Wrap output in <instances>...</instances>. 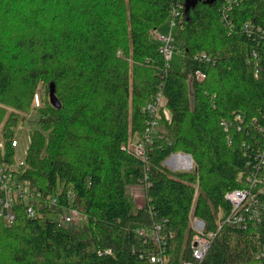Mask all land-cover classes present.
<instances>
[{
	"label": "trees",
	"instance_id": "obj_1",
	"mask_svg": "<svg viewBox=\"0 0 264 264\" xmlns=\"http://www.w3.org/2000/svg\"><path fill=\"white\" fill-rule=\"evenodd\" d=\"M166 23L179 69L151 34ZM52 82L61 108L50 102ZM158 93L152 118L145 107ZM30 111L16 163L12 140ZM152 119L143 158L130 146L145 141ZM1 141L10 194L0 183V264H149L157 244L138 226L156 224L168 264L193 261L192 217L213 233L199 264H264V216L221 227L217 217L231 210L227 192L264 189V0H0ZM179 152L195 169L165 165ZM143 181L139 207L128 187ZM62 209L87 225L49 215Z\"/></svg>",
	"mask_w": 264,
	"mask_h": 264
},
{
	"label": "built area",
	"instance_id": "obj_2",
	"mask_svg": "<svg viewBox=\"0 0 264 264\" xmlns=\"http://www.w3.org/2000/svg\"><path fill=\"white\" fill-rule=\"evenodd\" d=\"M173 26V23L171 24ZM151 34L153 38L160 44L161 52L164 54L165 58L167 60H172L173 52H174V36L171 30L167 32H161L159 29H153L151 31ZM205 75H203L202 72H197V77L199 79H203ZM36 103L39 104V96L38 94L35 95ZM164 98L161 93H158L156 95V98L154 101L147 104L145 107V110L150 111L151 117H154V114L158 112L159 108L163 105ZM238 119L242 118V115H237ZM157 123L155 119L151 120V126L148 129V133L146 136L145 141L143 142H135L130 147L131 149L138 154L139 156L145 158L147 156V150H148V143L152 142V133L154 131V125ZM226 127V124H225ZM12 145L17 147L19 146V138L17 136L14 137L12 140ZM0 148H3V142H0ZM175 156L179 155V157H185L188 159V163L183 160L180 164H189L188 169H185L183 167L179 170H187L192 171L195 167V164L193 163L194 160L189 156V154L186 153H175ZM8 180L9 176L3 171L0 165V183L2 184V187L7 190V193L10 194L9 188H8ZM256 181H253V187ZM27 193L29 192V188L24 189ZM264 193V189H260L259 193H255L250 188H244V189H233L232 191H229L226 193L225 197L227 200L231 203V210L228 212V214L224 218V222H228L232 225H247L249 224H257L259 223L263 216H264V199L261 198L260 194ZM37 195L38 197H41V193L37 191H31L28 193V196L31 195ZM6 207L12 208L10 206V199L6 201ZM46 207L49 208V210L54 211L58 205H57V198L49 196L46 200L45 204ZM33 204H31L28 207V211L31 215L34 214ZM68 211V210H67ZM10 214L8 215V220L13 219L14 214L13 211H9ZM222 210L219 211V219L222 220L221 217ZM80 212L76 209H70L69 214L61 217L59 219V223L63 224L66 222H75L77 218L79 217ZM192 227L195 231V234L192 239V255L194 260H182L180 264H199L200 261L205 257L206 253L208 252L211 242H212V236L213 234L211 232H206V223L205 221L198 219L197 217H193V223ZM139 232L141 234L149 233L151 234V237L154 238L157 244V250L152 252L149 256L150 263L149 264H168L166 252H167V246H168V236L163 231V228L160 224H156L150 228L149 231L143 230L139 228ZM259 255L264 257V252H261Z\"/></svg>",
	"mask_w": 264,
	"mask_h": 264
},
{
	"label": "rangeland",
	"instance_id": "obj_3",
	"mask_svg": "<svg viewBox=\"0 0 264 264\" xmlns=\"http://www.w3.org/2000/svg\"><path fill=\"white\" fill-rule=\"evenodd\" d=\"M173 26L169 25L168 23L164 24L163 26H161L159 28V31L164 32L167 31L169 28H171ZM172 33L174 34V45L179 46V44L177 45V37H176V29L172 28L171 29ZM181 52L180 50H174L173 52V56H172V60H170V66L173 69H179L181 67ZM43 90V89H42ZM39 96V95H38ZM39 103H41V99L39 96ZM34 105H39L36 103V100L34 102ZM167 114V112H166ZM22 116L25 118V120L21 123H19L18 129L16 131V136L19 138V146L16 149L15 153V161L16 163H18L19 161L21 162V160L24 159L25 155H26V151L28 149V145L30 143V139H29V130L32 128V123L31 120L34 117V111H30L29 113H23ZM183 160H185L188 163V159L185 157H179V155L175 156L174 154H172L170 157H168L165 161V165L170 167L171 169L174 170H179L182 169L183 167H185V169H188L189 164H187V166H185V164H180ZM181 161V162H179ZM194 163V162H193ZM195 164V163H194ZM13 165H17V164H13ZM24 189H27L28 186L26 184L23 185ZM145 188H146V184L144 183V181L142 183L136 184V185H131L128 187V192L131 195V197L133 198L135 204L139 207L143 206L145 204ZM56 210V209H55ZM53 212H50L49 215L57 217V218H61L64 217L66 215L69 214V212L67 210L62 209L58 214L53 215ZM193 223V217L191 218V226ZM67 225V226H73V227H83L87 225V219L82 216L81 214L79 215V217L77 218V220L75 222H64L63 225ZM140 229L149 231L150 228H148L147 226L143 227V226H138ZM193 239V238H192ZM168 260V259H167ZM182 261V260H181ZM180 261V262H181Z\"/></svg>",
	"mask_w": 264,
	"mask_h": 264
},
{
	"label": "water",
	"instance_id": "obj_4",
	"mask_svg": "<svg viewBox=\"0 0 264 264\" xmlns=\"http://www.w3.org/2000/svg\"><path fill=\"white\" fill-rule=\"evenodd\" d=\"M49 98H50V102L51 104L56 107V108H61V102L60 100L58 99L57 97V94H56V88H55V83L52 82L50 84V91H49Z\"/></svg>",
	"mask_w": 264,
	"mask_h": 264
},
{
	"label": "bare ground",
	"instance_id": "obj_5",
	"mask_svg": "<svg viewBox=\"0 0 264 264\" xmlns=\"http://www.w3.org/2000/svg\"><path fill=\"white\" fill-rule=\"evenodd\" d=\"M194 169H195V167H194ZM147 178V176H145V179ZM220 210H222V209H219V211ZM228 214V213H227ZM227 214H224V212H223V210H222V214H221V217H222V220L221 219H219V212H218V215H217V217H218V224H219V226L221 227V225H222V222L224 221V218H225V216L227 215ZM199 219V218H198ZM202 220V219H201ZM204 221V220H203ZM212 233V232H211ZM213 234V233H212Z\"/></svg>",
	"mask_w": 264,
	"mask_h": 264
}]
</instances>
